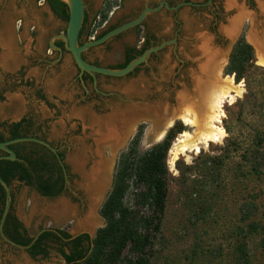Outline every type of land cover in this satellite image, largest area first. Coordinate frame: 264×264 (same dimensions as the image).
<instances>
[{"label":"rangeland","instance_id":"rangeland-1","mask_svg":"<svg viewBox=\"0 0 264 264\" xmlns=\"http://www.w3.org/2000/svg\"><path fill=\"white\" fill-rule=\"evenodd\" d=\"M86 1V31L97 36L107 27L99 25L98 17L105 0L100 6L96 0ZM228 1L224 0L225 20L214 28L220 33L218 46L212 36L205 35L203 23L190 19L184 21L183 33L191 37L190 43H181L177 49L169 38L171 20L160 17L150 23L159 45H164L159 60H147L125 76L96 74L84 82L70 52L61 57L51 45L62 39L56 36L66 34L68 22L59 18L48 2L0 0V132L8 134L4 122L24 116L40 120L45 136L63 150L69 167L68 189L53 199L17 181L12 183L13 213L31 237L42 230L59 228L71 235L87 232L95 237L105 226L100 209L113 188L120 154L143 123L140 150L161 141L173 127L168 126L173 111L182 109L181 93L199 100L194 76L210 52L224 54L221 80L233 78L235 82L234 75L226 72L229 55L238 38L244 36L251 42L248 32L252 22L262 34L264 0H254L253 11L243 1L229 11L232 7H228ZM129 8L139 11L138 0H127L125 9ZM241 9L246 15L240 18ZM187 10L185 7L183 12ZM249 12H254L253 16ZM235 23L238 28L234 37L227 30ZM205 40L210 43L209 51L203 50ZM108 41L87 52V59L114 68L124 62L125 46L134 45L135 37L126 33ZM173 49L176 53L171 57ZM255 60L262 66L256 51ZM251 77L258 80L257 90L264 93V71L256 69ZM28 80L30 87L23 83ZM236 84L241 93L222 104L223 117L218 125L225 136L200 145L199 152H177L181 136L195 134L196 129L175 117V124L184 129L176 134L167 158L171 178L168 208L161 230L155 234L152 264H239L242 243L247 244L253 264H264V168L260 176L253 171L252 150L253 139L264 124V96L247 103L245 80ZM34 85L42 88V101L35 98ZM106 118L115 120L117 145L115 139L101 138L98 132V123ZM100 168L106 185L102 191H94L87 177ZM136 191L129 190L126 204L151 214L148 207H137ZM254 224L258 229L252 227ZM58 247L54 244L48 257H32L28 249L7 242L0 234V264H67Z\"/></svg>","mask_w":264,"mask_h":264},{"label":"trees","instance_id":"trees-1","mask_svg":"<svg viewBox=\"0 0 264 264\" xmlns=\"http://www.w3.org/2000/svg\"><path fill=\"white\" fill-rule=\"evenodd\" d=\"M46 1L59 18L68 22L69 7L64 0ZM117 3V0H110L102 7L98 14L101 16L99 25L108 19L109 12ZM87 22L85 17L80 33L81 44L88 41L92 33L86 31ZM105 33L103 31L98 36L101 37ZM143 51L130 56L119 68L125 67ZM256 69L264 71V66L256 64L254 47L242 36L233 46L226 72L234 75L236 83L245 80L247 103L253 97L264 96L262 91L257 90L258 80L251 77ZM240 103L243 104L244 101ZM25 121L26 119L16 123L4 122L2 126L8 130L9 136L6 137L0 132V142L28 136L27 133L34 124ZM183 129L184 127L175 124L161 141L148 150L141 151L140 143L145 132V124L138 127L128 148L120 154L113 188L100 209L105 226L97 230L95 237L83 233L72 238L66 230H59L58 233L47 230L34 240L16 218H13L15 224L12 228L4 227L5 235L23 246L30 245L34 240L28 249L32 257H48L53 245L57 244L59 245L57 250L67 264H152L155 234L161 230L168 208L171 178L167 158L176 134L181 133ZM252 150L255 158L253 171L260 176L261 169L264 168V124L253 139ZM2 152L0 149V155ZM50 157L51 162L43 157L33 161L17 151L16 160L0 159V175L10 186L14 181L20 180L42 195L57 196L63 192V169L54 155ZM61 157L64 159V154ZM26 162L31 167H28ZM178 168L180 171L183 170L182 166ZM33 171L36 177H33ZM131 188L137 190L135 192L137 207H148L152 211L151 214H146L139 208H130L126 204L125 199ZM5 205L6 190L0 183V219ZM252 227L258 229L257 224ZM262 231L264 232V226ZM237 261L239 264H253L246 243L239 244Z\"/></svg>","mask_w":264,"mask_h":264},{"label":"flooded vegetation","instance_id":"flooded-vegetation-1","mask_svg":"<svg viewBox=\"0 0 264 264\" xmlns=\"http://www.w3.org/2000/svg\"><path fill=\"white\" fill-rule=\"evenodd\" d=\"M108 1H110V0H105L104 5ZM126 1L127 0H119V4H117L114 7V10H111L109 12L110 15L108 16V19L103 23L104 25L107 24L106 25L107 27L103 31H105L107 33L109 31L127 23V22H130V21L136 19L147 7L151 8L152 11L148 12L147 16L145 17V19L140 24L135 25L133 27H129L126 30H124V31L120 32L119 34L110 38V40L111 39H120L126 33H134V37H135L134 45H131L129 43L127 46H125L124 54H123L124 62L122 64L114 67L116 69L121 67L130 56H134L137 52H139L141 50H144L143 52H145L149 48L154 47V46H158L160 44L158 42V35L155 31L152 30V24H150L151 22H155L158 19H160V17H164V18L171 20L172 26L170 27L169 30L171 31L172 34H171V36H169V38L172 41V46H174V44H176L177 49L181 43L182 44L183 43L184 44L190 43L189 41L191 40V37L185 36L183 34V33H186V30L184 29V21L190 20V19H194V21H197L199 23L204 24V27L206 28L205 35L206 36L209 35V36L213 37L212 42L215 44V46L216 45L218 46L220 43L219 42L220 41L219 40V34L220 33L215 32L214 28L217 26V24L222 19L225 20L227 12H226V8L224 6V0H138L139 1V11H136L134 8H129L128 11H126V13L121 12V14H119V13L117 14L118 11L125 10ZM235 1H236V4L243 1L244 5L247 7L248 10H250V11L254 10V8H253L254 0H235ZM185 7H188V10L186 12H183V9ZM228 7H232V6H228ZM235 7H236V5H235ZM233 9L234 8L232 7L229 11H231ZM249 13H251V12H249ZM253 13H251L252 16H253ZM85 17H88L87 11L85 13ZM98 17L101 19L100 15H98ZM87 21H88V18H87ZM86 26H87V24H86ZM98 35L97 36H90L88 41L96 40V39L100 38ZM239 39L240 38H238L237 41ZM79 42L81 44V41H79ZM108 42L109 41L107 40L106 42H104L100 45H97V46H103L104 44H107ZM84 43H82V44H84ZM55 44L59 47V48H57V50H58L59 55H61V57H62L65 54V52L67 51L65 42L62 39H56ZM97 46L90 47L88 50H86L82 53V56L86 61L90 62L91 64H95V65H99V64L96 62L89 61L86 57V54H87V52L93 50ZM163 49L164 48H161L158 51L151 53L148 60H150V59L159 60L160 54L162 53ZM231 52H232V50H231ZM175 53L176 52L173 49L171 52V57H173L175 55ZM74 63H75V61H74ZM76 66H77V64H76ZM77 68L81 72L84 82H87L88 79L92 78V75L90 73H88L86 71H81V69L78 66H77ZM138 68H136V69H138ZM23 83L29 84V87L31 85L30 80L23 81ZM33 88H34L33 89L34 96L38 101H42L43 98L45 99V95L42 93L41 87H38V86L36 87L34 85ZM0 97H1V95H0ZM25 119H26L25 123L26 122H33V124H34L31 131H29L27 133L28 136L36 137V138L43 139V140L49 142L53 147H55L57 149V152L53 151L48 146H46L40 142H37V141L17 142V143L11 144L10 148H12L16 152V154L18 151V153L23 154L24 156H27L28 160L30 159L33 161L39 160L40 158L43 157L48 162H51L52 159L50 156L54 155L57 158L59 165L63 169V176H64L63 192L57 196L52 197V196L42 195L38 190H36V189H34V190L39 195H41L47 199H53V198L59 197L62 194H64L68 189L67 183L69 180V167L65 163V158L62 159V157H61L62 154H64V156H65V153L55 143H53L52 141L47 139V137L45 136V134L43 132L42 122L40 120L36 121L31 117L24 116L21 119H19L17 121L10 122V123L20 122V121L25 120ZM23 126H25V124H23ZM5 136L8 137L9 135L5 134ZM18 143H21V144H18ZM12 145H13V147L14 146L15 147L14 148L11 147ZM2 151H3L2 155L8 154L7 151H5V150H2ZM62 162H64V164H62ZM26 165L28 167H31L28 162H26ZM32 175H33V177H36V174L34 171H33ZM17 182L24 184V182H21L20 180H17ZM24 185H26V184H24ZM26 186L33 189L29 185H26ZM12 205H13V201H12ZM12 205H11L7 215L5 216V219H4V222L2 225L3 233H4V227L5 226H9L11 228L13 227V225L15 224V221L13 220V218H16L21 224H23L22 221L13 213ZM1 219H0V223H1ZM47 230L58 233L59 230H65V229L59 228V229L42 230L36 237H33L34 240H36V238H38V236L43 231H47ZM83 233H87V232H83ZM83 233H80V234H83ZM80 234H76V235L70 234V235L72 236V238H75ZM34 240L32 241V243L34 242Z\"/></svg>","mask_w":264,"mask_h":264},{"label":"bare ground","instance_id":"bare-ground-1","mask_svg":"<svg viewBox=\"0 0 264 264\" xmlns=\"http://www.w3.org/2000/svg\"><path fill=\"white\" fill-rule=\"evenodd\" d=\"M228 5L235 6L236 1L229 0ZM240 12L239 17H245L246 12L242 9ZM255 26V23L252 22L251 29L248 32V39L257 50L260 63L264 65V29L262 34L259 35ZM237 28L238 23L232 24L227 30V33L233 36L236 34ZM203 50H211L210 43L207 40L204 41ZM210 53L207 59L201 63L199 71L194 76L196 84L195 90L199 96V100L193 101L188 95L181 93L179 99L182 109L180 108L179 112L176 110L173 111L174 115L168 122V126H171L177 116L183 122L196 129L195 134L186 132L181 136L178 141L179 148L177 152L192 150L199 152L200 145L207 144L210 141L221 140L225 136L224 129L218 125L223 117L222 104L225 100L232 99L241 93L239 85L234 82L233 78H224V80H221L222 67L226 61L223 55L218 56L212 52ZM118 114L116 113V115ZM118 117L120 119L119 115ZM114 121L112 118H106L98 123V132L101 138L115 140L118 138ZM163 135L164 131L161 133V136ZM118 140L115 141L114 145L119 143ZM90 173L91 176L88 175L87 183L89 186H92V189L94 188V191H102L107 181L104 172L100 168L98 172L93 170Z\"/></svg>","mask_w":264,"mask_h":264},{"label":"water","instance_id":"water-1","mask_svg":"<svg viewBox=\"0 0 264 264\" xmlns=\"http://www.w3.org/2000/svg\"><path fill=\"white\" fill-rule=\"evenodd\" d=\"M64 1L68 4V7H69V19H68V23H67V30H66L65 35H58V36H56V38H62L65 40L67 50L71 53L75 63L81 69V71H86L93 76H95L96 74H103V75L116 76V77L125 76V75L129 74L130 72H132L139 65L146 62L151 53L158 51L159 49H161L164 46L162 44V45H158V46H154V47L149 48L148 50L143 52L140 56H138V57L134 58L132 61H130L123 68H118V69L107 68V67H102L99 65L91 64L83 58L82 53L84 51L88 50L90 47L97 46V45H100V44L106 42L107 40H109L113 36L119 34L120 32L126 30L129 27H133L135 25L140 24L145 19L148 12L152 11V9L147 7L136 19H134L130 22H127V23L107 32L106 34H104L103 36H101L100 38H98L96 40H91V41L85 42L84 44H80V42H79L80 41V33H81V29H82L83 24H84L85 13H86L85 0H64ZM233 36L235 37L236 35H233ZM51 45L54 48H59L54 43H51ZM253 47L256 51V54L258 55V52H257L254 45H253ZM214 55L219 56V55H224V54L221 52V53H217ZM229 57H230V55H229ZM228 60H229V58H228ZM262 66H264V65H262ZM150 116H152L151 113H150ZM175 122L176 121L174 120V122L172 123V125L169 128L174 126ZM167 132H168V130L166 131V133ZM24 141H37V142H40V143L48 146L53 151L57 152V149L55 147H53L49 142H47L43 139H39V138L32 137V136H24V137H17V138L1 141L0 142V149L7 151L8 154L7 155H0V159L16 160L17 154L12 148H10V145L17 143V142H24ZM62 164H64V162H62ZM0 183L3 185V187L6 190V206L4 208L3 216L1 219V223H0V234L3 237V239L6 240L7 242H9V243H11L17 247L28 249V248H30L31 245H27V246L20 245V244L16 243L15 241L9 239L2 231V225L4 222L5 216L7 215L8 211L12 205V188L9 185V183L2 178L1 175H0Z\"/></svg>","mask_w":264,"mask_h":264},{"label":"crops","instance_id":"crops-1","mask_svg":"<svg viewBox=\"0 0 264 264\" xmlns=\"http://www.w3.org/2000/svg\"><path fill=\"white\" fill-rule=\"evenodd\" d=\"M138 2H139V1H138ZM85 3H86V5L88 4V2H87L86 0H85ZM95 3L98 4V5L100 6V5L102 4V0H96ZM87 9H88V7H86V11H87ZM126 11H128V9H125V10H123V11H118L117 14H118V13L121 14V12L126 13Z\"/></svg>","mask_w":264,"mask_h":264}]
</instances>
